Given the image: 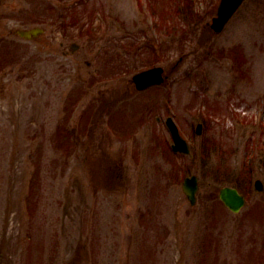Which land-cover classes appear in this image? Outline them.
Segmentation results:
<instances>
[{
    "label": "rangeland",
    "instance_id": "rangeland-1",
    "mask_svg": "<svg viewBox=\"0 0 264 264\" xmlns=\"http://www.w3.org/2000/svg\"><path fill=\"white\" fill-rule=\"evenodd\" d=\"M219 1L0 0V264H264V0L213 33Z\"/></svg>",
    "mask_w": 264,
    "mask_h": 264
},
{
    "label": "water",
    "instance_id": "water-1",
    "mask_svg": "<svg viewBox=\"0 0 264 264\" xmlns=\"http://www.w3.org/2000/svg\"><path fill=\"white\" fill-rule=\"evenodd\" d=\"M243 0H221L218 6L217 15L213 17L211 26L215 31L219 32L223 29L226 22L238 8V6L242 3ZM42 30L38 27L28 29V30H18V33L26 38H30L32 36L37 35ZM161 68L156 67L147 71H143L134 76V79L140 84L141 82H146L152 80L153 82H160L162 80L160 73ZM151 81V82H152ZM152 82V83H153ZM150 84V82H146L145 86ZM168 126L170 133L172 135L174 144L172 148L174 150H180L182 152L188 153L189 147L186 141L180 136L177 127L175 124L168 120ZM199 131V129H198ZM259 181H256V186H258ZM198 188L197 177L192 175L191 177H186L182 184V189L186 194L189 201L194 204L196 201V190ZM220 197L221 199L234 211H237L239 207L243 204V197L237 192L236 189L231 187H223L220 189Z\"/></svg>",
    "mask_w": 264,
    "mask_h": 264
}]
</instances>
